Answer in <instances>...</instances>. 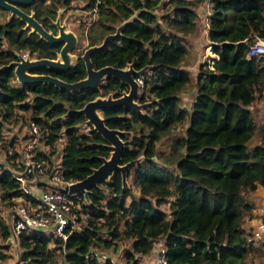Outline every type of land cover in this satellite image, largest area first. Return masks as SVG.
Segmentation results:
<instances>
[{
    "label": "trees",
    "instance_id": "trees-1",
    "mask_svg": "<svg viewBox=\"0 0 264 264\" xmlns=\"http://www.w3.org/2000/svg\"><path fill=\"white\" fill-rule=\"evenodd\" d=\"M74 1L33 0L22 9L32 11L41 26L54 33L57 10ZM79 1L95 16L85 31L86 47L100 43L134 14L119 36L90 60L94 69L128 63L134 69L150 66L141 76L138 101L155 100L151 105L142 113L128 108L102 111L107 127L128 132L122 136L121 163L143 159L129 168L126 187L114 172L108 181L89 189L88 201L78 212L79 230L71 231L65 242L41 231L21 233L14 264H56L57 257L62 264H108L89 251H115L120 244H130L123 261L137 263L156 239L163 241L166 264H264V242L248 241L242 226L251 216V192L264 187V118L258 125L250 109L264 92V55L247 56L253 41L264 39V0H207L206 39L215 59L210 67L198 64L193 82L181 63L187 38L197 33L195 8L203 0ZM8 18L0 22V65L16 60V53L56 56L59 45L22 29L18 18ZM34 72L67 82L85 76L79 58L63 72ZM125 89L112 78L79 92L42 84L22 86L12 70L5 69L0 72V145H12L11 139L3 138L4 125L26 112V121L38 125L39 139L49 153L64 138L61 176L80 180L108 156V150L78 109L96 96H117ZM189 92L193 95L186 108L180 95ZM185 119L183 132L176 133ZM256 132V142L250 145ZM164 137H170L167 152L156 147ZM44 156L37 151L34 157ZM24 196L11 172L0 168V200L11 204ZM164 203L167 212L160 209ZM8 238V223L0 216V263L9 257L3 244ZM250 256L257 261L249 262Z\"/></svg>",
    "mask_w": 264,
    "mask_h": 264
},
{
    "label": "water",
    "instance_id": "water-1",
    "mask_svg": "<svg viewBox=\"0 0 264 264\" xmlns=\"http://www.w3.org/2000/svg\"><path fill=\"white\" fill-rule=\"evenodd\" d=\"M33 0H0V10L8 12V19L12 17L18 18L22 23V29H28L29 33L36 34L40 39L51 45H59V50L53 59L48 58H30L28 54L16 53V60L7 64L0 65V72L5 69H11L15 81L22 86L29 85H50L59 90L66 92H79L85 89L95 88L99 83H102L107 78H112L126 87L119 95L114 96V93H108L105 96H96L93 99L85 102L78 109L84 119L85 124L91 130L95 131L103 139V146L108 150L107 157L100 158V164L91 169L80 180L73 181L65 188L69 194H79L84 201H88V193L90 188L98 187L110 179L114 172L120 175L122 187H126L127 173L130 167L141 161L143 157H138L134 160L121 163V156L124 149L122 136L128 132L117 128H109L105 125V120L102 116V111L115 108H128L133 112L142 113L155 100L144 102L138 101L139 84L136 79L150 68L143 66L139 69H134L131 63L118 68L110 65L102 66L94 69L91 64V55L104 48L109 41L117 38L124 24L131 18L124 20L119 24L114 32L106 34L100 43L87 46L81 54L73 55L72 51L76 47V35L65 29L63 23H59V13H56L52 21L55 27V32L45 30L41 24L35 19L32 11L25 12L22 8L31 5ZM79 58L84 65L85 76L73 82L64 81L56 76L45 73H35L34 71L40 68L51 69L57 72L66 71L71 64Z\"/></svg>",
    "mask_w": 264,
    "mask_h": 264
},
{
    "label": "built area",
    "instance_id": "built-area-1",
    "mask_svg": "<svg viewBox=\"0 0 264 264\" xmlns=\"http://www.w3.org/2000/svg\"><path fill=\"white\" fill-rule=\"evenodd\" d=\"M264 55V41L256 38L249 47L247 56ZM147 72V70H146ZM141 92L142 79H136ZM27 135L24 140L10 138L12 145L4 148L0 145V168L11 172L22 194L27 197L14 199L15 206L8 220L9 238L17 245V238L23 232L41 231L48 236L65 242L67 235L79 230V210L85 201L79 194H69L66 187L73 181L63 180L60 169L61 146L49 153L47 145L39 148V127L27 120ZM57 143V142H56ZM19 144V147L17 146ZM59 144V143H58ZM15 145V147H14ZM45 148V150H43ZM42 151L45 156L36 159L35 153ZM264 215V209H259ZM247 240L253 243L264 242V219L258 217L255 223L245 231ZM153 253L147 264H166L162 239L153 242ZM89 253L99 262L108 264H144L125 263L113 258L106 251L91 249Z\"/></svg>",
    "mask_w": 264,
    "mask_h": 264
},
{
    "label": "rangeland",
    "instance_id": "rangeland-1",
    "mask_svg": "<svg viewBox=\"0 0 264 264\" xmlns=\"http://www.w3.org/2000/svg\"><path fill=\"white\" fill-rule=\"evenodd\" d=\"M83 2L76 0L70 4V6L66 9L60 8L57 10L60 11L59 13V23H63L65 25V29L72 31L77 38V43L75 49L72 51V54L79 55L82 53V51L86 48V39H85V31L87 26L91 23L93 20L94 13L90 10H86L83 7ZM56 12V13H57ZM158 12L161 13L159 10ZM8 12L4 11L0 13V22H3L7 19ZM201 25H199V30H197V33L188 37L192 38V41L186 42L187 46V54L184 58V61L181 63L182 67H185L190 72V81L193 82L194 76L197 70V66L200 62H204L207 64L208 67H210L214 55L212 54V51L210 47L206 45L205 38L202 34V29L200 28ZM34 58V57H30ZM17 83V82H16ZM194 92V91H193ZM193 92L189 93H182L181 100L182 105L186 106V108L189 107L190 100L192 98ZM261 96V97H260ZM259 96V99L262 98L263 94ZM260 103V104H259ZM256 104H259L258 106ZM254 117L256 123L259 125L261 121L264 118V96L263 99L259 100L258 102L254 103ZM19 118L14 120L13 122L6 123L4 125L5 129L3 130V138H20L21 140H24L23 138L27 135V116L26 112H19ZM23 116V117H22ZM25 119V120H24ZM187 125V119L184 120V122L179 125L175 132L178 134H181L183 132V128H185ZM257 132L254 134L250 141V145L254 144L257 139ZM169 138L164 137L161 139L157 144L156 147L158 150H162L163 152L168 151V145H169ZM64 142V138H60L57 143L58 148L62 146V143ZM42 140L39 141V148H41ZM19 147V144H17ZM15 147V145H14ZM45 150V148H43ZM14 201V200H13ZM13 201L11 200V204L7 201L0 200V216L2 219L8 223L9 215L11 211L14 209L13 207ZM15 204V202H14ZM160 209L167 212V203L161 204ZM6 246L5 252L9 256L5 261L1 262L0 264H14L19 259V247L16 246V244L8 239L3 243ZM261 258V257H260ZM257 261L256 257L250 256L248 258V261ZM56 264H62L60 263L58 257H57V263Z\"/></svg>",
    "mask_w": 264,
    "mask_h": 264
},
{
    "label": "crops",
    "instance_id": "crops-1",
    "mask_svg": "<svg viewBox=\"0 0 264 264\" xmlns=\"http://www.w3.org/2000/svg\"><path fill=\"white\" fill-rule=\"evenodd\" d=\"M209 8L210 7H209L207 0H203L195 8V13L197 15V18L195 21L196 22V28H197V30H199L198 27H199V25H201L200 28L202 29V34L205 38L206 45L208 43L207 39H206V30H207V15H208V12L210 10ZM189 41H192V38H187V42H189ZM263 41H264V39H263ZM186 48H187V46H186ZM213 59H215V55H214ZM262 94L264 96V92ZM263 96L261 99H263ZM261 99H259V98L255 99L254 103L258 102ZM254 103L251 104V108H250L252 110V112H254V110H255ZM259 104H256V105L258 106ZM249 199L253 205V208L251 210V216L245 218L243 221L242 226H243V229L245 231L247 229H249L255 223V221L257 220L258 217H262L264 219V215L259 214V209H264V187L257 186L255 188V190L253 192H251ZM125 249H130V244H127V245H121L120 244L116 248L115 251L106 250V252L108 253V255H110V257L118 258V259L123 261L122 253ZM152 253H153V249H151L150 253L147 256L140 257L138 263L147 264L151 260Z\"/></svg>",
    "mask_w": 264,
    "mask_h": 264
},
{
    "label": "clouds",
    "instance_id": "clouds-1",
    "mask_svg": "<svg viewBox=\"0 0 264 264\" xmlns=\"http://www.w3.org/2000/svg\"><path fill=\"white\" fill-rule=\"evenodd\" d=\"M259 40H262L261 38H258ZM256 40V39H255ZM254 40V41H255ZM21 55H24V53H22ZM140 93V92H139ZM5 139H7V138H5ZM10 139V138H9ZM57 145H58V143H56ZM8 240V239H7ZM103 251H106V250H103Z\"/></svg>",
    "mask_w": 264,
    "mask_h": 264
}]
</instances>
